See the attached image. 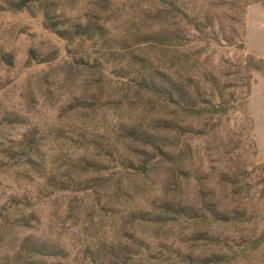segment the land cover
Masks as SVG:
<instances>
[{
    "label": "rangeland",
    "instance_id": "1",
    "mask_svg": "<svg viewBox=\"0 0 264 264\" xmlns=\"http://www.w3.org/2000/svg\"><path fill=\"white\" fill-rule=\"evenodd\" d=\"M54 1L70 21L93 17L106 24L109 40L62 41L40 17L0 11V215L6 216L0 219V260L12 261L25 237L63 249L52 264H180L177 252L216 251L189 241L199 231L247 246L264 229V161L257 155L248 106L256 79H264V63L250 62L246 49L249 7L264 6V0L249 6L237 0L238 7L233 0H180L217 39L202 38L178 19L161 20L146 0H116L106 7L97 0ZM161 26L179 31L185 47L160 51L142 43ZM31 51L45 63L29 61ZM181 53L188 65L181 63ZM1 54L13 56L12 67ZM140 58L149 60L147 70L190 76L200 102L220 101L222 111L184 117L154 99L148 102L136 91ZM159 118L175 126L167 148L184 156L183 165L152 163L145 173L126 171L122 162L139 164L143 156L124 142V128L155 132ZM29 136L39 148L38 172L5 155L20 151ZM200 189H212L229 204L242 201L249 220L229 227L159 229L132 219L154 213L162 201L196 202ZM18 213L29 220L25 229L16 226ZM230 264H264V243Z\"/></svg>",
    "mask_w": 264,
    "mask_h": 264
},
{
    "label": "trees",
    "instance_id": "2",
    "mask_svg": "<svg viewBox=\"0 0 264 264\" xmlns=\"http://www.w3.org/2000/svg\"><path fill=\"white\" fill-rule=\"evenodd\" d=\"M98 3L104 4L105 7L114 3L116 0H97ZM126 1V0H125ZM152 2L157 8L158 16L161 20L178 19L188 30L195 31L202 38L217 39L211 26H206L197 16H194L191 10L180 4V0H146ZM236 6V1L233 0ZM246 6L256 3L253 0H245ZM1 12H27L33 16L40 17L44 28L56 38L66 42H92L93 44H104L109 40L107 38L108 29L106 24L96 18L88 17L83 21H70L63 14L58 12L54 0H0ZM146 37V36H145ZM144 42L158 48L160 51H169L172 48H184L185 38L179 31L174 32L171 29L162 27L157 34L147 36ZM184 41V42H183ZM225 45H230L226 39H218ZM128 50L126 47L122 51ZM109 56H114V52H109ZM29 61H39V64L45 63L44 60H38L37 52L31 51ZM135 59V57H132ZM183 65L189 64L186 54L181 53L179 57ZM250 62L264 63V59L255 58L249 55ZM2 62L9 67L13 66V56L11 54H1ZM137 63L142 68L137 70L136 75L140 78V83L136 87L138 95L146 98L147 101L154 99L157 105L162 109L175 108L179 115L184 117H199L203 114H213L221 112L219 107L220 101L216 104L209 105L200 102L198 91L191 88L192 78H173L168 71L156 68L154 71L147 70L150 65L149 60L143 58L137 59ZM135 61L131 65H135ZM190 66V65H189ZM260 69L254 68L253 71ZM100 72V71H99ZM102 73V72H100ZM187 81L189 83H187ZM132 90L133 85H129ZM216 105V106H215ZM222 108V107H220ZM253 124V123H252ZM155 132L142 129L136 126L124 128L123 140L129 145H135L139 149V155L143 156L139 164L131 161L127 166L122 162L126 171H133L137 174L145 173L147 168L156 163L161 166L172 165L174 168L182 166L184 156H173L168 150L167 134L175 127L168 118H159L154 123ZM253 133V126H252ZM254 138V135H253ZM20 151H5L6 158L15 163H20L24 168L33 172H38L40 165L39 148L35 143V137L29 136L22 142ZM179 180V178H177ZM178 188L181 184L177 181ZM235 183H232V187ZM238 187V186H236ZM234 199V198H233ZM230 204L226 200H219L212 189H200L196 202L184 201L182 199L173 201H162L155 208L154 213L139 212L132 214V219L137 223L154 225L159 229L183 227L188 229L190 225L212 227H229L243 225L249 218L246 217L242 201ZM18 207V206H17ZM6 216L0 219L5 221ZM16 226L25 229L29 225V220L23 214L18 213L15 218ZM185 237V234H184ZM188 237V236H186ZM189 241L213 247L216 251L210 255L188 254L184 255L177 252L180 264H230L236 259L242 257L244 252L252 253L264 243V229L254 239L244 245H230L229 238L215 236L206 232H191ZM63 249L45 240L25 237L21 240L15 256L12 261L5 259L0 260V264H52L51 260L63 256ZM92 263H95L94 261Z\"/></svg>",
    "mask_w": 264,
    "mask_h": 264
},
{
    "label": "crops",
    "instance_id": "3",
    "mask_svg": "<svg viewBox=\"0 0 264 264\" xmlns=\"http://www.w3.org/2000/svg\"><path fill=\"white\" fill-rule=\"evenodd\" d=\"M247 52L259 59H264V6L252 5L248 10ZM249 113L253 121V132L257 145V155L264 161V79L257 78L249 99Z\"/></svg>",
    "mask_w": 264,
    "mask_h": 264
}]
</instances>
